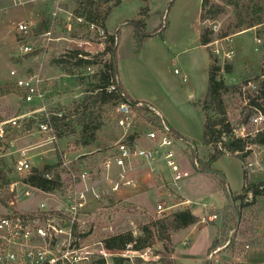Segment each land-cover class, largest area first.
<instances>
[{"label": "rangeland", "instance_id": "1", "mask_svg": "<svg viewBox=\"0 0 264 264\" xmlns=\"http://www.w3.org/2000/svg\"><path fill=\"white\" fill-rule=\"evenodd\" d=\"M57 1L45 4L46 8L42 3H34L32 6L27 4L26 9L30 10L31 15L33 13L34 19L23 21L28 27L27 35H24V44H28L31 50L28 54L21 55L18 47L22 34L17 32L16 26L12 32L15 35V46L10 45L13 37L4 35L2 30L3 24L10 27L14 23L15 16H10L11 12L14 9L20 12L21 8L16 5V0H0V9L3 10L0 13V89L5 84H10L13 90L12 93L0 97V122L31 112L35 107L25 104L18 90L8 81L11 80L9 76L11 68H17L20 73L40 74L52 80L54 88L49 96L51 106L61 108L68 114L72 111L74 103L85 96L84 91L91 88L92 82H95L92 76L102 68V65L95 64L90 69L75 68L71 70L73 75H66L51 63L52 59L72 50H81L90 58L97 56V62L103 63L108 60V54H102L103 40L86 26L76 24L71 18L76 8L75 2L59 0L57 5ZM113 1L101 0L102 9L111 6ZM171 1L121 0L108 14L104 30L106 34L118 35L116 71L130 98L133 101L154 105L162 117L187 138L185 141L174 137L178 147L179 164L189 174L177 183L174 188L176 192L167 187L175 195L172 194L173 196L165 201L168 206L174 201V203L181 201L179 198L183 196L193 205L188 208L174 206L160 218L169 227L170 216L177 211L190 210L198 218L195 224L183 231L169 230V235L176 244L175 264H206L207 259L213 260L215 264H238L251 256L243 264H264V198H257L254 203L242 208L238 213L239 203L231 202L219 184L223 179L227 190L232 194H238L245 182L242 162L233 156L223 155L212 164L210 173L197 171L200 165L197 167L193 162V156L204 160L210 150L201 144L204 122L203 114L197 105L208 91L209 52L217 66L219 64L221 71L218 76L226 85L253 82L262 71L264 41L258 44L255 40L257 30H261L262 27L230 35L226 37L227 39L222 38L221 43L225 51L229 49L233 51V58L222 65L212 52L216 44L208 45L209 52L199 45L201 0H173L168 8ZM219 1L209 0V3L216 4ZM242 1L248 4V0ZM257 2L264 8V0ZM147 6L149 17L144 22V30L148 33L154 30L156 32L152 37L143 40L139 53L136 54L133 41L134 27L130 22L140 19L141 8ZM57 7L60 10L56 11L57 15L53 18L51 14ZM4 10L7 11L4 13ZM162 15H165L167 20L163 39L158 33L163 23ZM236 17V10L227 7L226 11L212 23L206 21L204 25L211 27L216 35L227 27L234 26ZM241 18L247 25H253L255 14L248 8L243 10ZM68 24L70 30L67 29ZM236 31L234 27L231 30ZM226 66L230 67L229 74L224 72ZM174 69H178L180 75L175 74ZM183 75L185 80L182 79ZM226 99L229 120L233 116L238 117L244 101L242 102L237 94H229ZM135 113L137 118L133 135L147 132L153 116L160 117L153 111L144 112L138 109ZM119 116L116 107L111 105L103 107L102 118L97 121L100 125L96 130L87 133L89 143L86 146L83 145L84 138L78 134L79 128H76L74 134L57 138L52 145H46L44 143L46 136L36 130L38 122L42 121L39 114L35 120L31 115L24 119V130L6 129L3 137H0V178L2 176L4 179L1 191L6 193L7 190L9 198L6 205L0 203V213L8 211L30 213L37 211L41 203L51 204L45 200V196L35 191H30L31 193L25 196L24 190H27V186L22 180L27 173L13 172L16 161L21 159L20 152L32 148L27 153L31 168H34L33 165L38 167L56 164L59 154L61 159L66 158L71 162L73 169L78 171L79 168L88 172L91 179L78 188L83 190L87 188L89 191L93 189L94 192L101 194L100 200L92 201L82 215V219L87 220L83 231L88 232L82 243L96 244V261L102 258L100 254L103 247L99 242H102L104 237L127 231L135 238L142 237L139 224L160 220L155 209L160 202L157 193L143 196L140 191L139 195L133 198L127 196L138 188H125L118 193H112L106 174L99 169L107 150L121 134L115 123ZM51 147L54 150L49 151ZM247 149L249 154L244 161L247 184L264 180V145H250ZM157 169L168 177L164 166L160 165ZM109 177L114 180L115 172L112 171ZM61 180L63 190L53 192L57 199L67 195V190L71 188L64 172L61 173ZM11 183L15 184L12 192L8 187ZM153 188L152 185L149 186V190ZM125 192L128 193L125 195L123 194ZM251 200V196L248 195L246 201ZM208 217H211V221H208ZM152 233L153 236L150 238L152 245L147 256L150 258L151 255H158L157 262L165 264L164 261L171 260L172 255L166 252L163 244L156 239L154 230ZM187 235L188 239L184 241L183 238ZM214 240L217 242V249L211 251L207 257V248ZM173 246L175 247L172 243V248ZM128 250L123 251V254L129 256V259L124 257L122 264H144V260L133 258V251L130 250L134 249ZM139 250L141 253L144 252V255L147 253L145 248ZM245 253L248 255L247 258H243ZM114 256H110L108 260L113 262L115 258L121 259ZM145 264L155 262L148 261Z\"/></svg>", "mask_w": 264, "mask_h": 264}, {"label": "built area", "instance_id": "2", "mask_svg": "<svg viewBox=\"0 0 264 264\" xmlns=\"http://www.w3.org/2000/svg\"><path fill=\"white\" fill-rule=\"evenodd\" d=\"M58 2L59 0L57 5ZM59 10L57 7L52 12L53 18L56 17V11ZM71 18L73 19L72 15ZM73 20L78 25L86 23L83 18ZM16 29L19 34H22V37L19 38V52L21 55H26L31 50L28 44H24V35L28 33L27 24L21 22L17 24ZM67 29L70 30V24L67 25ZM88 29L95 32L103 40L101 46L104 49L105 30L97 23H89ZM255 29L256 27H253L245 31H254ZM255 40L258 44L262 42L260 37H256ZM221 41L222 39H215L209 45H217L212 52L216 60L222 62L223 65L225 61L233 58V51L232 49L225 51ZM174 73L180 75L178 69H174ZM9 75L12 79V85L20 93L23 102L36 108L34 107L31 112L0 122V137H3L8 128L24 130V119L31 115L32 119L35 120L36 115L39 114L42 121L38 122L36 130L46 136L44 140L46 145H52L57 140L53 119L62 120L66 116L64 110L51 106L49 96L53 93L54 88L52 80L44 78L40 74L20 73L17 68H12ZM182 79L185 80L184 75ZM246 88L254 89L255 83L248 82ZM113 90V84L106 88L108 93ZM246 104L247 101L244 99V105ZM123 107H125L124 112H122ZM139 107L156 112L154 107L147 103L136 106L122 104L118 108L120 116L115 120L116 127L119 131L121 130V134L111 148L107 150L100 162L99 169L106 174V180L110 184L109 189L112 193H118L125 188H137L138 182L133 174L140 169L143 170L144 176H149L148 179L154 177L158 182L157 196L160 198L155 209L157 218L160 219L174 206L188 208L193 205L189 200H182V198H179L181 201L176 203L174 201L168 206L165 201L172 194L175 195L167 187L175 188L177 183L187 177L189 173L183 170L179 164L178 147L175 138L169 133L167 127H154L152 124H148L147 132L133 135L134 123L137 118L135 111ZM249 109L246 122L236 125L232 131L235 137L247 141L257 133L264 132V104L260 107H249ZM31 149L20 152L21 159L17 160L13 166L14 173H29L31 166L30 157L27 156V153ZM51 150L54 148L51 147L49 151ZM160 165L164 166L168 177L164 178L162 171L157 169ZM60 168L68 183L71 184V188L67 190V195L57 199L53 193H46L25 185L27 186V190H24L25 196H28L30 191H35V193L45 196V200L51 204L41 203L37 211L30 213H0V264H99L100 261H103L104 264H114L108 260L113 255H115L114 257H121V259L124 257L129 259V256L123 254V251L108 250L102 242H99L103 247L100 254L102 258L96 261V244L84 245L82 243L87 236L83 235L87 234L83 231L87 220H83L82 215L87 211V207L92 204V201L100 200L101 194L94 192L93 189L89 191L87 188L84 190L78 188L79 185L85 184L91 178L88 172L81 171L79 168L78 171L73 169L71 162L66 158L61 159ZM112 171L115 172L114 180L109 177ZM14 186V183L9 184L8 187L11 192L14 190ZM62 190L63 186L60 191ZM209 220L211 221V217H208ZM129 248L131 245L124 251H129ZM130 251H133L134 259H142L144 264L148 261L160 264L157 262L159 260L158 255H151L150 258L147 256L150 253L149 248H145L147 251L145 255L144 252L141 253V250Z\"/></svg>", "mask_w": 264, "mask_h": 264}, {"label": "trees", "instance_id": "3", "mask_svg": "<svg viewBox=\"0 0 264 264\" xmlns=\"http://www.w3.org/2000/svg\"><path fill=\"white\" fill-rule=\"evenodd\" d=\"M72 1L76 4V8L72 13L73 19L83 18L86 23H84V25L81 24V26H86V28H88L89 23H97L103 29H105V22L111 9L119 5L121 2V0H114L111 6L102 9L100 4L101 0ZM104 1L108 2L109 0ZM172 3L173 0L169 3L168 8ZM227 7H231L236 10V23L234 26H229L219 34L215 35L213 29L204 25V23L206 21L212 23L216 17L226 11ZM248 8L252 9V13L255 14L253 25H247L241 18L243 10H248ZM148 17L149 8L143 7L140 10V19L130 22V24L134 27L133 41L136 54L139 53L143 40L145 38L152 37L156 32V30L150 33L145 32L144 22ZM161 17H163V23L161 31L158 33L163 39V32L166 28L167 20L165 15H162ZM233 27L237 29L236 32H231ZM253 27H256V29L262 27L261 30H257L256 36H261L262 41H264V8H262L257 0H248V4H245L242 0H220L219 3L216 4H210L209 0H201L199 35V45L201 47L208 49V45L215 39L226 38L230 35L241 33ZM104 41L105 46L102 54H108V60L103 63L96 61L97 56H92L90 58V56L81 50H72L64 54H60L51 61L56 68H59L66 75H73L71 70L75 68L88 69L95 64L102 65V68L92 76V79L95 82H92L90 89L84 91L85 96L74 103L72 111H69V113L66 114L62 120L53 119L57 138L72 135L76 132V128H79L78 134L80 137L84 138L83 145L86 146L89 143V140H87V133L89 131L96 130L100 125L97 121L102 118L101 112L103 107L111 105L118 109L122 104L130 106L146 104L145 102L133 101L130 99L118 79L116 71V50L118 45L117 33L114 35L106 34ZM209 59L208 91L205 98L199 101L197 105L203 114L204 122L201 144L210 150L204 160L199 159L197 156H193V162L197 167L198 164L200 165V168L197 171L207 173L212 172V164H214L223 155L233 156L242 162L245 182L238 194H232L229 192L223 179L219 182L225 195L234 201V203H239L237 209L238 213H240L239 211L242 208L251 205L257 198H264V180L247 184V173L244 167V161L249 154L247 147L250 145H264V132L257 133L248 141L235 137L232 132L236 125L246 122L250 111L249 107H260L264 104V52H262L261 75L253 81V83H255L254 89L246 88L248 82L251 81H246L245 83L239 85H226L224 80L220 79L218 76L221 68L219 64L217 66V63L210 52ZM224 72L229 74L230 67H224ZM111 84L114 85V90L108 93L106 88ZM243 88L245 89L243 90ZM12 92L13 90L11 89L10 84H5V86L0 89V97H4ZM229 94H237L238 98L242 100V102L244 99L247 101V104L241 108V113L238 116L239 118L237 116H233L231 120L228 118L229 106L226 99ZM138 109L142 111L144 110V112L150 111L143 107H139ZM151 122L154 127H167L169 133L173 137L187 141V138L181 136V134L175 131L163 118L153 116ZM60 159L61 156L58 154V161L56 164L44 165L40 169L31 168L27 176L22 180V183L46 193H53L60 190L62 187L61 173L63 172L60 168ZM3 180L4 179L1 176L0 203L6 205L9 197L7 190L6 193L1 191ZM248 195L252 198L251 202L246 201V197ZM8 212L17 213L16 211ZM170 218V227L167 226L162 219L157 221L150 220L148 224H139V228L141 229L143 235L142 237L135 238L131 232L127 231L104 237L102 243L106 249L111 251H124L130 245L134 250L150 248L152 245L150 238H152V232L154 230L156 239L163 244L165 251L171 254L173 248L169 230H173L175 232L183 230L195 224L198 221V218L190 210L174 212ZM85 233L88 234V232ZM87 234L83 235L85 236ZM216 244L217 242L214 240L207 250V256L217 249ZM247 257L248 255L245 253L243 258ZM122 261L123 259L115 258L113 263L122 264ZM164 262L165 264H174L172 259ZM99 264H104V262L100 261ZM206 264H215V262L208 259Z\"/></svg>", "mask_w": 264, "mask_h": 264}, {"label": "crops", "instance_id": "4", "mask_svg": "<svg viewBox=\"0 0 264 264\" xmlns=\"http://www.w3.org/2000/svg\"><path fill=\"white\" fill-rule=\"evenodd\" d=\"M42 1V2H41ZM54 1L55 0H16V5L17 6H19L20 8H21V11L20 12H17L15 9H14V11H12L11 12V15L10 16H15L14 18H13V20H15L14 21V23L9 27V26H7V25H5V24H3V26H2V30H3V32H4V35H9V36H11V37H13V40L10 42V45H14L15 46V35L14 34H12V32H13V30L15 29L14 27L15 26H17V24H19V23H21V22H23L24 20H27V21H31V20H33L34 19V15H33V13H32V15L30 14V10H28L27 11V9H26V6H27V4H29V6H32V5H35L34 3H42L43 4V7H45V4H47V3H54ZM60 2V1H59ZM148 7V6H147ZM46 8V7H45ZM2 9H0V13H2ZM7 10H4V13L6 12ZM9 16V17H10ZM9 17H7V18H9ZM106 27V26H105ZM251 31H253V30H251ZM109 34V33H108ZM203 48H205V47H203ZM12 49H14V48H11V50ZM206 49V48H205ZM12 69V68H11ZM11 69L9 70V73H10V71H11ZM10 76V75H9ZM8 81H12V79L10 80H8ZM7 81V82H8ZM121 83V82H120ZM122 85V84H121ZM123 87V86H122ZM124 89V88H123ZM125 90V89H124ZM125 92L127 93V95L129 96V93L125 90ZM130 97V96H129ZM131 99V98H130ZM150 104V103H149ZM151 106H153L154 107V109L156 110V112L160 115V117L161 118H163L164 120H165V118L164 117H162V115H161V113L156 109V107L154 106V105H152V104H150ZM166 121V120H165ZM175 131H177L168 121H166ZM178 132V131H177ZM179 133V132H178ZM179 134H181V133H179ZM182 136V135H181ZM184 137V136H183ZM146 144V143H145ZM30 160V159H29ZM33 167L34 168H37V169H40V168H42L43 166H34L33 165ZM143 170H141L140 169V171H137V172H134V178L137 180V182H138V186H137V188H138V190L136 191V190H133L132 192L131 191H129V192H131V195L130 196H127V198H133V197H135V196H138L139 195V193H140V191H141V194L144 196V195H149L150 193H153V194H158V182H157V180L156 179H148V177H146V176H144V174H143V172H142ZM163 174V173H162ZM164 175V174H163ZM166 176L164 175V178H165ZM147 181V182H146ZM149 182V183H148ZM150 185H152L154 188H153V190H149V186ZM136 188V189H137ZM172 191H175L174 190V188H172L171 189ZM176 192V191H175ZM128 192H125V193H123V194H127ZM178 195V194H177ZM173 195H171V197H172ZM179 196H181V195H179ZM181 198L183 199V200H188L187 198H185V197H183V196H181ZM178 207H182V206H177V208ZM184 208H186L185 206H184ZM200 223V222H199ZM198 223V224H199ZM183 230H185V229H183ZM183 230H179V231H176V232H180V231H183ZM196 231V230H195ZM189 234V233H188ZM188 237V235L186 236V237H184L183 238V240L184 241H187V238ZM170 238H171V242L173 243V245H175V247L173 248V251H172V253H171V255H172V260H173V263L175 264V258H176V244H174V242H173V238H172V236H170ZM211 246V243H210V245H209V247ZM208 247V248H209ZM208 248H207V250H208ZM206 256H207V251H206ZM208 257V256H207ZM252 257V256H251ZM251 257H249V259L251 258ZM249 259H247V260H244L243 262H240V263H238V264H243L245 261H248ZM208 260V259H207ZM207 260H205V261H207Z\"/></svg>", "mask_w": 264, "mask_h": 264}, {"label": "water", "instance_id": "5", "mask_svg": "<svg viewBox=\"0 0 264 264\" xmlns=\"http://www.w3.org/2000/svg\"><path fill=\"white\" fill-rule=\"evenodd\" d=\"M124 111H125V107L122 108V112H124ZM230 200H231V199H230ZM231 202H232V200H231Z\"/></svg>", "mask_w": 264, "mask_h": 264}]
</instances>
